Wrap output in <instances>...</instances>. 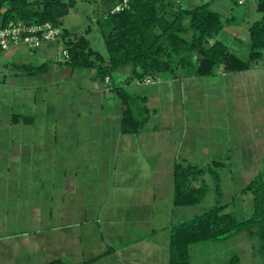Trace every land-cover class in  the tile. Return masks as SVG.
<instances>
[{
    "label": "rangeland",
    "instance_id": "1",
    "mask_svg": "<svg viewBox=\"0 0 264 264\" xmlns=\"http://www.w3.org/2000/svg\"><path fill=\"white\" fill-rule=\"evenodd\" d=\"M181 1L184 7H191L211 0ZM257 3L258 0H245L244 3L238 4L232 3L231 0L211 1V8L220 12L222 16L223 29L218 38L242 59H247L250 52L249 27L264 16V12L257 9ZM106 9L103 0H77L76 5L64 17L61 26L64 30L86 35L93 49L108 58L102 28L97 22L98 18L105 15ZM88 28H90L89 33H86ZM22 47L24 50L20 52L14 50L15 52L12 53L10 49L0 54L2 123H11L9 120L11 113L31 108V103L25 99L26 97L24 98L26 94L22 89L24 84L30 85L37 97L44 100V107L51 108L50 111L52 110L55 116H58V111L63 110L70 114L84 115L88 112L91 101L99 103V96L85 83V75L79 76V73L82 74L81 71L87 73L90 69L77 68L71 74L70 65L57 61L59 50L57 45L48 47L47 53L43 56L40 52H34L24 45ZM14 61L31 62L33 65L31 70L34 71L32 76L29 74L31 76L29 79H23L21 75L15 74L19 72L18 68L11 64ZM43 63L48 64L47 71V68L41 67ZM255 66L258 68L256 69ZM255 66L246 71V74L239 73V78L234 76V72L226 71L221 64L213 75L197 76L195 80L173 83L163 80L173 78L160 76L153 83L137 84L134 81L126 87L131 94L130 100L138 118L143 116V104L137 99L136 94L148 95V103L164 114V116L151 115L150 121L146 126L144 125V130L150 125L169 124L175 127L173 135H177L184 129L183 137L186 141L183 153L187 152L188 147H192L193 151L189 153L186 161L183 157L178 161L202 169L204 173L200 180L208 186L205 198L200 203L190 206H175L173 196L163 194L160 202L164 207L160 211L159 219L154 222L157 234L152 239H146L139 244L140 249L134 254L138 258V264H168L169 236L172 226L217 204H228L226 210L234 212L238 221L252 215L254 195L252 191H243V189L259 173H262L264 178V58ZM126 72V69L116 72L114 76L116 85L125 81L128 75ZM36 85L41 86L35 87ZM105 89L110 91L108 87ZM103 103L105 106L103 113L108 116L115 105L107 100ZM39 104L41 102H38ZM30 110L28 109L27 112L29 113ZM52 112L47 118L46 113L39 111L36 123L45 125L50 122ZM95 113L99 115L98 111ZM78 117L75 116L77 119ZM36 134L41 136L42 133ZM84 134L97 141H110L112 135L110 132H97V130ZM141 137L134 139L141 140ZM214 162H219L220 165L214 166ZM142 166H146V163ZM209 169L221 175L223 194H217L213 173ZM144 171V177H147L148 170ZM146 183L145 179L140 184L126 177L123 180L116 179L115 182L104 178L102 198L109 200L105 211L101 217L98 212H88L86 216L85 213L80 215L82 220L85 217L99 216L93 223L98 237H102L101 247L91 252L92 254L85 251L84 242L86 240L89 242L94 230L90 232L91 234L88 231L84 235L82 229L74 225L68 233H64L65 241L70 245L67 254L57 257L51 253L47 262L57 258L62 259L58 264H82L90 261L96 252L102 255L108 249H112L114 253H108L98 261H91V264H136L128 256L132 247L128 248L127 245L131 241L138 242L139 238L146 234L144 230L135 226V217L140 212L136 213L134 207L139 200L137 187ZM193 184L200 185L201 182L196 181ZM145 198L144 196L143 201ZM76 223L78 221H75ZM78 224L81 225V222ZM26 226L25 224L21 227L9 226L4 233H0V237L28 230ZM41 230L46 232L48 229ZM54 233L50 231L47 235L55 239L57 235ZM235 255L240 256L241 264H264L259 238L249 235L246 231L239 232L226 240L210 239L190 245L191 264H225Z\"/></svg>",
    "mask_w": 264,
    "mask_h": 264
},
{
    "label": "crops",
    "instance_id": "2",
    "mask_svg": "<svg viewBox=\"0 0 264 264\" xmlns=\"http://www.w3.org/2000/svg\"><path fill=\"white\" fill-rule=\"evenodd\" d=\"M52 45L55 44L47 43L32 51L40 52L43 56ZM22 46L13 47L12 53L14 50L23 51ZM57 61L60 60L57 58ZM11 64L18 68L19 73L15 74L21 75L23 79L32 76L27 71L33 67L31 62L14 61ZM47 66L48 64L43 63L41 67ZM48 69L49 67L46 71ZM75 70L72 68L71 74ZM126 70V74H129L130 70ZM81 72L79 76L85 75V83L100 99L98 104L91 101L90 108L84 115L70 114L63 110L58 111V116H55L50 111L51 108L44 107V100L37 97L30 85L24 84V98L31 103V108L14 113L26 116V120L12 121L13 113L9 116L11 123L4 124L0 119V233H4L9 226L21 227L25 224L28 229L0 237V264H47L51 253L65 256L70 245L65 241L64 233H68L74 225L79 226L84 235L94 230V235L90 233L89 242H84L85 251L91 253L101 247L103 240L98 237L93 223L99 216L85 217L82 220L80 215L98 212L101 217L109 202L102 198L104 178L115 182L124 177L140 184L144 179L147 181L146 185L137 187L139 200L134 206L136 213L140 212L135 217V226L146 234L138 242L131 241L127 245L128 248L132 247L128 256L138 264V258L134 254L139 251V244L157 234L154 222L159 219L164 207L160 198L163 194L173 196L174 165L181 157L186 161L193 151L192 147H188L187 152L183 153L186 141L183 137L184 129L181 134L173 135L175 127L169 124L150 125L146 131L143 126L138 133H123L122 103L120 96L112 89L115 86L113 80L110 79L109 83L99 82L95 69H90L87 73ZM245 72L233 74L239 78V73L246 74ZM196 78L197 75L188 74L163 80L176 83ZM128 85L125 81L120 84L125 89ZM38 86L41 85L35 87ZM136 95L150 110L145 126L151 115L164 116L157 107L148 103V95ZM106 100L115 105L108 116L103 113V102ZM38 102L41 104L38 105ZM28 109H31L29 113ZM39 111L46 113L47 118L52 112L50 122L38 125L36 122ZM97 111L99 115L95 113ZM76 115L79 116L78 119L75 118ZM91 130L112 133L110 141H97L84 134ZM36 133L42 134L39 136ZM139 136H142L141 140L134 139ZM144 163L146 166H142ZM146 169L148 173L144 177ZM75 221L81 222V225L75 224ZM44 228L48 230H41ZM50 231L55 232L58 237L51 238L47 235ZM97 255L100 254L96 252L92 257Z\"/></svg>",
    "mask_w": 264,
    "mask_h": 264
},
{
    "label": "trees",
    "instance_id": "3",
    "mask_svg": "<svg viewBox=\"0 0 264 264\" xmlns=\"http://www.w3.org/2000/svg\"><path fill=\"white\" fill-rule=\"evenodd\" d=\"M90 1V0H87ZM212 1V0H211ZM211 1L184 7L181 0H103L106 13L97 22L101 25L106 58L93 49L90 39L80 32L65 31V45L70 58L64 61L73 69H95L97 80L104 83L109 77L114 82L116 72L128 68L125 82L144 80L150 75L156 80L177 78L188 74L210 76L219 65L228 72H242L253 68L264 58V16L249 27L250 52L247 59L240 58L218 38L223 29L220 12L211 8ZM238 4L240 0H231ZM77 0H0V27L22 20L28 24L52 22L62 25L64 17L76 5ZM122 5L119 11H113ZM257 9L264 12V0H258ZM90 28L86 29L89 33ZM63 62V61H62ZM29 73L33 70L27 69ZM168 73V74H167ZM167 75V76H166ZM121 98L123 133H138L148 121L150 110L144 104L143 116L138 118L133 110L131 94L124 86L112 88ZM25 121L26 116L13 113L12 121ZM220 165L219 162L213 164ZM213 173L217 194L221 195V175ZM204 171L187 163L177 162L173 173V203L190 206L200 203L208 192V186L200 180ZM200 181V185L193 182ZM254 195L252 215L238 221L228 204H217L193 217L174 224L169 237L168 264H191L190 245L206 240H226L246 231L260 241L264 257V178L256 175L244 187ZM106 253L97 255L82 264L98 261ZM55 259L47 264H58ZM225 264H241L235 255Z\"/></svg>",
    "mask_w": 264,
    "mask_h": 264
},
{
    "label": "built area",
    "instance_id": "4",
    "mask_svg": "<svg viewBox=\"0 0 264 264\" xmlns=\"http://www.w3.org/2000/svg\"><path fill=\"white\" fill-rule=\"evenodd\" d=\"M244 1L240 0L239 3H244ZM122 8V5H118L113 11H119ZM67 39L68 37L65 36V31L61 25L49 21L28 24L22 20H13L6 26L0 27V54L17 46L24 45L31 50H36L44 44L53 43L59 49L58 59L64 62L70 58L69 50L65 45ZM109 82L110 78L108 77L106 83ZM135 82L137 84L153 83L154 78L148 75L143 81L136 79Z\"/></svg>",
    "mask_w": 264,
    "mask_h": 264
}]
</instances>
